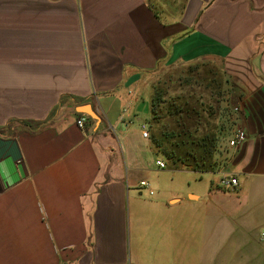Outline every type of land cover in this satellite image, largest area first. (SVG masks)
Segmentation results:
<instances>
[{"label": "crops", "instance_id": "0c3cea01", "mask_svg": "<svg viewBox=\"0 0 264 264\" xmlns=\"http://www.w3.org/2000/svg\"><path fill=\"white\" fill-rule=\"evenodd\" d=\"M201 62L245 140L158 169L153 78ZM262 232L264 0H0V264H264Z\"/></svg>", "mask_w": 264, "mask_h": 264}, {"label": "trees", "instance_id": "16d2710c", "mask_svg": "<svg viewBox=\"0 0 264 264\" xmlns=\"http://www.w3.org/2000/svg\"><path fill=\"white\" fill-rule=\"evenodd\" d=\"M188 99L181 97L164 106L160 94L151 97L150 143L171 169L212 172L222 129L210 125L205 108Z\"/></svg>", "mask_w": 264, "mask_h": 264}, {"label": "rangeland", "instance_id": "374dc122", "mask_svg": "<svg viewBox=\"0 0 264 264\" xmlns=\"http://www.w3.org/2000/svg\"><path fill=\"white\" fill-rule=\"evenodd\" d=\"M225 76V73L220 71L217 66L201 62L159 69L152 84V96L157 93L160 94L164 106L175 99L181 97L188 99L187 97H190L188 100L191 103L203 106L206 113L210 115L207 118L209 124L219 125L222 129V137L217 153L214 155V169L225 166L227 141L233 130L237 128V124L233 123L234 120L231 121L229 117L230 114L232 115V108L235 104L232 103L231 108L228 95L229 81ZM150 134L151 128L148 125L149 137ZM156 157L163 160L167 165L162 156L157 155ZM167 169H169L168 165L164 171Z\"/></svg>", "mask_w": 264, "mask_h": 264}, {"label": "built area", "instance_id": "2783aa9c", "mask_svg": "<svg viewBox=\"0 0 264 264\" xmlns=\"http://www.w3.org/2000/svg\"><path fill=\"white\" fill-rule=\"evenodd\" d=\"M233 110L237 111V108H235ZM84 124H85L84 117L79 116L76 118L75 127L77 129L82 130L84 128ZM140 132H141L142 138H144V139L148 138V129H147L146 124L142 123L140 125ZM245 137H246V135H245V132L242 128H240V127L235 128L232 132L231 137L227 141V147L231 148V149H236V148L240 147L243 144ZM155 165L158 169H163L166 166L162 160H156ZM220 184L224 187L229 188V189H233L237 186V181L232 177H227V178L221 179ZM139 186L141 188H147L148 183L145 181H141V182H139ZM149 194H151V192ZM262 235L264 236V232H262Z\"/></svg>", "mask_w": 264, "mask_h": 264}]
</instances>
